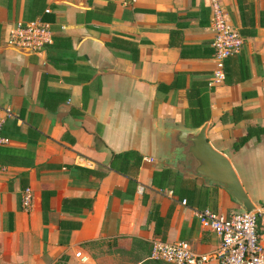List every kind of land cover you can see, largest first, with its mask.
Listing matches in <instances>:
<instances>
[{
    "label": "crops",
    "instance_id": "1",
    "mask_svg": "<svg viewBox=\"0 0 264 264\" xmlns=\"http://www.w3.org/2000/svg\"><path fill=\"white\" fill-rule=\"evenodd\" d=\"M218 3L243 37L245 68L232 58L230 76L210 86L212 0H0V115L13 112L0 130V264H89L77 251L103 264L105 251H141L134 239L147 251L162 239L211 253L219 238L194 211L243 208L170 161L173 131L204 123L250 201L264 204V0ZM35 19L52 42L12 47L11 25ZM200 111L208 117L194 127ZM248 129L260 133L234 149ZM258 233L264 244V213Z\"/></svg>",
    "mask_w": 264,
    "mask_h": 264
},
{
    "label": "built area",
    "instance_id": "2",
    "mask_svg": "<svg viewBox=\"0 0 264 264\" xmlns=\"http://www.w3.org/2000/svg\"><path fill=\"white\" fill-rule=\"evenodd\" d=\"M213 10V59L210 86L220 84L225 79V60L243 45V37L231 26L219 5L212 0ZM49 12V10H46ZM53 33L48 22L35 19L28 22L16 21L9 30L8 42L32 52H38L52 42ZM0 115V130L6 117H12L9 106L3 107ZM6 139L0 135V143ZM143 190V186H139ZM30 188L23 189L20 205L23 210H30L32 204ZM185 204L186 201L182 200ZM264 213V204L254 205L250 211L233 213L214 212L209 208L194 211V215L202 227L215 233L219 238L218 247L209 254H201L192 250L186 241L168 242L162 239L151 241L150 257L167 264H202L214 260L219 264H264V244L258 233V219ZM75 256L83 263L96 264L91 258L77 251Z\"/></svg>",
    "mask_w": 264,
    "mask_h": 264
},
{
    "label": "water",
    "instance_id": "3",
    "mask_svg": "<svg viewBox=\"0 0 264 264\" xmlns=\"http://www.w3.org/2000/svg\"><path fill=\"white\" fill-rule=\"evenodd\" d=\"M12 47L19 51H28L23 47ZM206 127V123L202 124L195 133L174 130L171 135L170 161L175 163L180 172L199 176L205 182L223 188L243 210H252L254 204L241 185L230 161L209 143Z\"/></svg>",
    "mask_w": 264,
    "mask_h": 264
},
{
    "label": "trees",
    "instance_id": "4",
    "mask_svg": "<svg viewBox=\"0 0 264 264\" xmlns=\"http://www.w3.org/2000/svg\"><path fill=\"white\" fill-rule=\"evenodd\" d=\"M235 57H237V58H236V60H234V62H237V66H238L239 72L240 73L243 72V69L245 68V59H244L243 54L241 53V50H239L237 52H233L225 60V68H224V71H225L226 74L228 73L229 76H230V71L227 69L226 63H227V61L229 62V60L230 61L231 60L233 61L232 58H235ZM193 115H195V113H193ZM197 117L200 120L198 122L193 123V126L194 127L200 126L207 119L208 114H207L206 111H203V112L200 111ZM259 131H260V129H259ZM259 133L260 132H258V130L248 129L246 131V133L244 134V136H242L238 141H236L234 143V146H233L234 149H238L240 146H242L251 135L259 134ZM159 173H160V175H159L160 177L159 178H160L161 182H165L171 176L170 175V170L168 168H163L162 170L159 171ZM153 182L156 183L155 182V176H154V181ZM133 243H134V245L140 246V250L141 251H143L145 253L148 252L149 255H150V250L151 249L149 251H147L146 244L142 240L134 239L133 240ZM165 264H167V263H165Z\"/></svg>",
    "mask_w": 264,
    "mask_h": 264
},
{
    "label": "rangeland",
    "instance_id": "5",
    "mask_svg": "<svg viewBox=\"0 0 264 264\" xmlns=\"http://www.w3.org/2000/svg\"><path fill=\"white\" fill-rule=\"evenodd\" d=\"M100 253V259L103 264H165L164 262L153 260L149 253L143 251L137 252H117L106 254Z\"/></svg>",
    "mask_w": 264,
    "mask_h": 264
}]
</instances>
